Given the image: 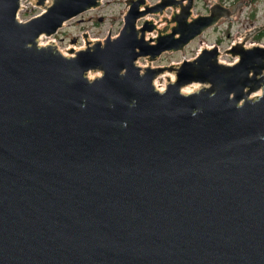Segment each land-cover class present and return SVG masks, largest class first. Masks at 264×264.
<instances>
[{
	"label": "water",
	"instance_id": "1",
	"mask_svg": "<svg viewBox=\"0 0 264 264\" xmlns=\"http://www.w3.org/2000/svg\"><path fill=\"white\" fill-rule=\"evenodd\" d=\"M19 1L0 0V264H264V46H244L264 25L148 66L247 0H126L118 34L69 57L38 38L101 0H36L24 22Z\"/></svg>",
	"mask_w": 264,
	"mask_h": 264
},
{
	"label": "rangeland",
	"instance_id": "2",
	"mask_svg": "<svg viewBox=\"0 0 264 264\" xmlns=\"http://www.w3.org/2000/svg\"><path fill=\"white\" fill-rule=\"evenodd\" d=\"M242 1L222 0V3L223 5L234 7ZM125 2L126 0H102L101 5L97 9L89 10L65 22L52 37L41 36L38 38L37 43L41 46L53 44L64 54L73 52L68 49L78 50L79 48H83L86 43L83 37L84 34L87 35L88 41L103 40L109 34V30L111 31V37H114L118 34L123 24V16L127 10ZM145 2H148L149 6H153L159 0H145ZM212 2L211 0H195V6L192 8V17L208 14ZM40 11L37 7L27 5V8L21 10L18 16L21 20H26L29 15L38 14ZM172 12L173 10L171 8H166L161 15L157 13L148 14L144 19H140L137 22V27H140L142 21L145 19L151 20L153 18V23H156L163 20L162 18L165 16L170 18ZM234 16L235 18H231L230 20L220 19L215 26L207 29L201 35L190 41L183 48V51L164 52L154 61H148V66L156 67L178 64L183 60V56L186 60L192 59L201 49L211 48L212 46H218L219 53L226 52L233 43L240 42L243 39L244 36L238 34L248 32L255 26L264 25V0H247L244 8L236 11ZM166 24L167 22L164 21L157 24L156 27L161 29ZM259 29H263V32L255 36L252 34L246 40L244 46H264V27ZM150 33L153 34V38L156 37V32ZM72 40L74 42H71ZM73 54L74 52L71 55ZM217 57L219 61L225 64H230L237 60V57L227 53L218 54ZM136 64L138 66H146L147 60L145 58H139ZM99 74V72L95 74L88 73V77L91 79ZM166 82V79L160 76L156 79L155 87L159 85L160 87L163 86L164 89ZM196 87L199 88V85L196 84ZM158 88L156 87L157 90ZM183 89H186V87Z\"/></svg>",
	"mask_w": 264,
	"mask_h": 264
},
{
	"label": "bare ground",
	"instance_id": "3",
	"mask_svg": "<svg viewBox=\"0 0 264 264\" xmlns=\"http://www.w3.org/2000/svg\"><path fill=\"white\" fill-rule=\"evenodd\" d=\"M166 22V21H165ZM168 23V22H167ZM157 29L159 28V27H156ZM153 34L152 33H150V32H146L145 33V39L146 40H148L149 38H153V36H152ZM151 43H152V41H150ZM241 42V41H240ZM237 43H239V41L237 42ZM203 47H205V46H203ZM73 53V52H72ZM72 53H64V55H66V56H72L71 54ZM172 74H168V73H165V74H163L161 77H163V78H166V77H169L170 78V81H172L173 80V75L171 76ZM94 76H96V75H94ZM154 85H155V82H154ZM198 85V84H197ZM157 87V86H156ZM196 88H198V87H196V84H194V83H192V84H190V85H187L186 86V89H182V92H184V93H188V92H191V91H194V90H196ZM158 90L159 91H162L163 90V86H161V87H159L158 88ZM260 94V91H257L256 93H254V94H252L251 96H253V95H255V96H258Z\"/></svg>",
	"mask_w": 264,
	"mask_h": 264
},
{
	"label": "flooded vegetation",
	"instance_id": "4",
	"mask_svg": "<svg viewBox=\"0 0 264 264\" xmlns=\"http://www.w3.org/2000/svg\"><path fill=\"white\" fill-rule=\"evenodd\" d=\"M20 2V1H19ZM27 5L28 6H31V7H36L32 2L30 3V2H26V8H27ZM207 14V13H206ZM205 14V15H206ZM254 32H253V36H255V35H258V34H261L262 32H263V29H258L257 28V30H253Z\"/></svg>",
	"mask_w": 264,
	"mask_h": 264
},
{
	"label": "built area",
	"instance_id": "5",
	"mask_svg": "<svg viewBox=\"0 0 264 264\" xmlns=\"http://www.w3.org/2000/svg\"><path fill=\"white\" fill-rule=\"evenodd\" d=\"M26 8V1L21 2L20 11Z\"/></svg>",
	"mask_w": 264,
	"mask_h": 264
}]
</instances>
